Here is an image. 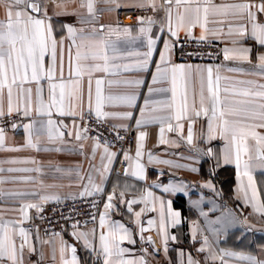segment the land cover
I'll return each instance as SVG.
<instances>
[{"label": "snow or ice", "instance_id": "6c2138e0", "mask_svg": "<svg viewBox=\"0 0 264 264\" xmlns=\"http://www.w3.org/2000/svg\"><path fill=\"white\" fill-rule=\"evenodd\" d=\"M75 3V0H71ZM105 3L114 5V9L118 10L124 5L119 3V0H104ZM55 4L57 7L61 6V0H0V9L3 10V19H0V149H3L6 142V126L8 120L13 116H18L21 120L27 119L28 123L11 122L10 127L15 130L22 127L26 133L24 144L19 148L8 149L10 151H20L23 148L34 149L37 152H60V148H49L45 145L55 140H62L67 134L73 135L72 132H66L67 125L62 122L57 124L51 117L53 109L59 116L73 117V127L75 131V139L87 140L89 137L85 135L89 128L85 124L82 131L80 126L76 125L75 120L79 116L81 120L84 119V90L81 79L84 72L87 70L99 71L108 73L111 69L123 67L125 70L130 68L129 65H120L116 63L123 59V54L120 52L118 44L105 39L100 35L105 28L109 35L116 34L117 37L121 35L131 38L132 40H139L141 37L146 38V51L129 52L127 55H134L137 57L135 69L139 72H147L153 52L155 50L157 40L163 41V51L160 52V63L156 64V73L152 75V84L168 83L170 81V88H153L149 86V94L153 92L165 93L171 91V102H163L165 107L174 110L175 120L178 122L176 127L183 128V124L179 123L181 120H189L187 142L189 144L193 141L192 123L193 116L200 118L202 115L207 118V141L211 142L217 138L224 140L223 148L217 153L213 148L197 149L204 157L207 158L205 162L212 161L209 175L214 176L216 171L227 165H234L237 170V179L240 177L241 170L243 175L248 178V187L251 188L253 199L256 197V183L253 175L255 168L264 170V82H258L254 79L240 80L237 83L245 85V87L234 90L232 92L235 99H221L220 96V77L217 75L213 79V68L208 66L206 69H200L197 66V72L207 73V97H205L204 78L200 79V106L196 107L195 101L191 107L188 103L187 94V80L188 76L185 74V69H191V65L172 64L170 68L162 67V65L171 63L172 50L179 39L180 31H186L191 35V31L195 27L201 29L199 40L207 39V34L212 36L233 37L231 39L232 47H224L221 49L224 60H236L246 62L252 65L250 70L240 68H231L229 71L241 72L242 74L260 77L264 79V0H240V2L225 3L221 0L216 3L215 0H140V2L131 5L132 8L143 10L144 8H151L153 13L162 12L163 16L159 21L155 20L153 16H138L137 24L141 25L138 28V35L133 37L131 27H125L122 30L114 28L112 25H100L99 28L93 26L90 31L84 28H77L74 25L55 20L54 17L59 16H77L79 23L92 24L96 19L95 0H80L79 7L87 9L91 19L85 21L78 12L71 13L67 11L54 12L49 15L48 7ZM147 22L148 27L143 25ZM159 23V31L165 32L167 29L168 39H163L162 36L153 37L149 35L152 31V25ZM59 25L61 33L66 32V35L58 37V30L56 25ZM119 24V21H117ZM209 25L217 26L215 29ZM225 26L227 31L225 33ZM175 38V39H172ZM65 40L70 43L65 47ZM253 41V44L245 46V42ZM145 41L141 40V45ZM73 47H75V76L77 79L73 80ZM82 49L84 51H82ZM255 52V63H253V53ZM192 55V53H186ZM67 57L69 79L64 80L65 58ZM89 62V63H82ZM179 79L184 81L183 91H180ZM59 79V83H57ZM43 81L48 82V97L45 102L43 96ZM96 94H95V118L99 122L102 119L120 118L124 120H131L133 113L131 111L124 112H107L104 111L105 103L119 102L128 108H132L137 103V94L135 92L120 95L107 96L102 93L101 86L104 84L103 79H96ZM128 85H135L139 87L144 83L143 80L125 81ZM32 85L35 86L33 89ZM59 90V91H57ZM227 92L228 89H225ZM179 97V99H178ZM207 99V104L205 100ZM88 101V115H92V88L91 79L88 82L87 90ZM150 101L145 98L144 108H141V119L135 121L139 128L148 121L144 119L146 113L145 109L149 108ZM79 109V111H78ZM156 111V109H151ZM43 117H47L44 119ZM156 119V117H153ZM113 126V130L115 131ZM124 127H127L125 125ZM63 129V130H62ZM169 130H173V126L169 124ZM164 129H160V142L164 143L163 138ZM117 139L122 140L123 137L117 132ZM145 133L140 132L137 137V146L135 153V160L127 152L123 153L125 162L129 163L128 167L124 169V175L138 178L139 180L146 179L145 165L141 163L143 156V140ZM95 143L92 149V157L95 158L96 149L100 147L99 135L93 138ZM81 152L83 151V144L80 145ZM117 157L116 152L109 151V145L105 142L104 155L101 156L102 171L95 168L94 165L90 167L94 171H99L101 176L110 170V167ZM153 157L149 154V163L152 162ZM107 163H103L104 161ZM255 161V165L254 162ZM9 163H17L12 160ZM21 163L38 164L35 159L19 161ZM162 163H170L169 161H160ZM178 167H186L180 165ZM131 169V172H129ZM57 171L60 169L57 168ZM4 169L0 168V172ZM8 172H36L41 173V167L35 168H21V169H7ZM191 171H199L192 168ZM88 185H91L95 192H102L103 188L99 185L93 184V177L89 174L87 177ZM27 183L33 180V177L20 178ZM85 177H81V180ZM4 183L0 180V184ZM88 185H85L81 197L85 195H92L88 190ZM155 187H161L156 184ZM203 187L214 189L211 180H208ZM186 185L169 183L162 186L164 193H170L173 196L185 192ZM243 191V187H241ZM5 193L0 190V196ZM8 195L23 196L24 193H8ZM152 192H147L144 201L148 197H152ZM115 192L108 195L107 202L104 208L108 211L116 208L112 203ZM121 202L123 203L124 193H120ZM160 199V198H155ZM248 195L244 192V202L247 206ZM142 201L128 200L126 208L129 213L133 212L132 205L141 203ZM172 201H167V214L165 215V202L160 200V229L164 245L165 253L168 252V241H177L176 235H170L168 231L169 225L176 227L181 223V212L173 210ZM253 209L264 217V205L257 207L252 205ZM36 208L37 211H42L37 204L23 203L18 211L22 218L16 221L5 220L0 211V264H24L25 249L31 255L35 253V247L30 244V233L23 227H19L24 220L28 219V210ZM155 211L153 206L151 209ZM145 208L135 212L136 224L140 225L139 231L143 233L148 229L141 224L140 217ZM108 212L100 214V227L103 229ZM201 215H207L201 213ZM231 217V213H229ZM95 218V217H93ZM245 221H238L236 218H218L216 223H221L223 229L226 231L229 227L236 223H246ZM148 225L154 224L153 220H148ZM77 225H73V228ZM253 229L252 225H248V231ZM196 227L192 228V239L196 238ZM216 231V230H214ZM72 235L77 241L83 242V248L88 257L95 254L96 259L103 258L102 264H113V257H123L129 251L127 248L121 247L124 241L135 244V239L132 238V233L123 223L114 221L108 225L107 234L99 236L100 248L96 249L93 241L95 239V229L92 230L93 241L89 240V234L85 232H73ZM141 240H144L141 235ZM242 237H237L241 239ZM19 241V243L17 242ZM147 243L153 244L151 237L147 238ZM208 244L207 237H204L203 245ZM66 248H70L72 253L71 260L63 259ZM264 250V246H262ZM146 253L147 249H143ZM158 251V250H154ZM199 251H204L202 246ZM61 258L63 264H81L80 258L77 256V248L74 245H68L62 241L60 248ZM181 255L183 253L181 252ZM43 259V254L40 255V260ZM239 259L246 262V264H264V259L248 254L240 255ZM39 264V261L36 262ZM83 264H88L85 259ZM92 264H95L93 260ZM115 264H134V261L119 259ZM140 264H147L144 257H140ZM188 264H195L191 256L188 257Z\"/></svg>", "mask_w": 264, "mask_h": 264}, {"label": "crops", "instance_id": "0c3cea01", "mask_svg": "<svg viewBox=\"0 0 264 264\" xmlns=\"http://www.w3.org/2000/svg\"><path fill=\"white\" fill-rule=\"evenodd\" d=\"M140 2V0H119L124 7H131V5ZM159 3V0H157ZM216 3H220L221 0H215ZM225 3L240 2V0H223ZM258 2V0H257ZM80 0H75V3L71 0H61V6L57 7L55 4H51L48 7L49 15H53L54 12L67 11L69 13L76 11L85 21L91 19L89 17L86 7H79ZM114 5L105 3L104 0H95V12L97 19L92 23H79L77 16H59L54 17L55 20L67 22L74 25L77 28H84L86 31L95 26L99 28L100 25H112L114 28L123 29L125 27H131L133 29L132 36L138 35L137 22H122L119 21L116 16V10ZM163 16L162 12L157 13L153 18L157 21ZM0 19H3V10L0 9ZM119 21V24H117ZM148 27L147 22L143 25ZM58 30V39L60 35H66V32L61 33L59 31V25H56ZM152 31L149 35L156 37L162 36L163 39H168L167 29L164 33L159 31L160 24L156 23L152 26ZM210 28L215 29L217 26L209 25ZM227 28L225 26V33ZM201 29L195 27L191 31V35H188L186 31H180L178 40H190L201 41L199 36ZM105 39L110 40L118 44L120 52L123 54V59L116 63L120 65H129L130 68L125 70L123 67L111 69L108 73L99 71H85L81 83L84 90V112L88 113V101L87 90L88 82L91 79L92 88V115L95 116V94H96V79H103L104 84L101 86L102 93L105 97L126 95L135 92L137 94V103L134 107L128 108L119 102L105 103L104 111L107 112H124L131 111L133 118L131 120H124L120 118H108L102 119L106 123L116 126L119 129L131 130L134 134V141L128 154L135 160L137 137L140 132H144L145 138L143 140V156L141 163L145 165L146 179L139 180L138 178L129 174L128 176H120L115 173L117 161L119 159V153L109 146L110 152H116L117 157L114 159L110 170L104 173L103 176L99 174L102 171L101 156L104 155L105 144L100 143V147L96 149L95 158L92 157V149L94 146V139L89 137L87 140H76L75 131L73 127V117L71 116H59L53 109L52 119L59 125L62 122L67 125L66 132H72L73 135H65L62 140H55L46 144L49 148H60V152H37L34 149L23 148L20 151H10L11 148H19L24 144L26 133L23 128H17L13 130H6V142L3 149H0V168L4 169L0 172V180L4 183L0 184V190L5 195L0 196V211H2L5 220L16 221L22 218L21 213L18 211L19 207L23 203H33L40 206L42 203L63 200L68 198H74L81 196L84 191L85 185H88L87 176L89 174L93 177V184L99 185L103 188L102 192H95L91 185H88V190L92 192V195H104V204L107 202L108 195L115 192L112 203L116 205L111 211L103 208L100 212H108L105 220V227H100V214L95 222L90 223L82 227H70L66 230L65 234L58 236H45L41 232L38 218L37 209L32 208L28 210V219L24 220L19 227H23L29 231V242L35 247V253L29 254L27 248L25 249V262L24 264H63L61 258L60 248L62 241L68 245H74L77 248V256L83 264L84 260H88V264H92L95 260V264H102L103 258L96 259L95 254L88 257L83 248V242L77 241L72 235L75 232H85L89 234V240L93 241L92 230L95 229V239L93 241L97 250L100 248L99 236L107 234L108 225H111L114 221L123 223L132 233V238L136 243L131 244L124 241L121 247L129 249L123 257H113V264L119 259L134 261V264H140V257H144L147 264H188V257L191 256L195 264H246L245 261L239 259L240 255H254L260 259H264V217H261L256 212L252 205L257 207L264 205V170L255 168L253 175L256 183V197L253 199V193L251 188L248 187V178L243 175L241 170L240 177L237 179V170L234 165H227L219 168L215 175H209L210 166L212 161L205 162L207 160L197 149H207L211 147L219 153L223 148L225 141L220 139L218 134L217 138L211 142L207 141V118L203 115L200 118L193 116L192 131L193 141L191 144L187 142L189 120H181L179 123L183 124V128L176 127L177 121L175 120V114L173 109L165 107L163 102H171V91L161 93L153 92L149 94V86L153 88H170V81L168 83L152 84V75L156 73V64L160 63V52L163 51V41L157 40L155 50L153 52L151 62L147 72H139L135 69V63L137 57L134 55H127V53L136 51H146V38L141 37L139 40H132L131 38L124 37L121 31L119 38L116 34L109 35L107 28L100 33ZM226 34L223 36H212L207 34V39L203 41H215L221 44L222 49L224 47H232L231 39ZM175 39V38H172ZM141 40L145 41L144 45H141ZM70 43L69 40H65V47ZM253 41L245 42V46L253 44ZM75 47H73V75L72 79L75 80ZM82 51H84L82 49ZM255 52L253 53V63H255ZM89 63V62H82ZM172 64H184L191 65V69H185L187 80V94L189 106L195 101L197 108L200 106V79L204 78L205 97H207V73L197 72V66L200 69H206L208 66L213 68V79L219 75L220 77V96L221 99H235L237 97L232 96L234 90H239L245 85L237 83L240 80L254 79L258 82H264V79L260 77H252L241 72L229 71L231 68H240L244 70H250L252 65L236 61V60H224L222 54V60L219 62H199V61H175L171 56V63L162 65V67L170 68ZM69 71L67 57L65 58L64 67V80L68 81ZM143 80L144 83L139 87L135 85H128L125 81ZM59 83V79L56 81ZM43 96L45 102L48 97V82L43 81ZM180 91H183L184 81L179 79ZM33 89L35 88L32 85ZM225 89H228L226 92ZM59 91V90H57ZM145 98L149 99V108L145 109V117L148 122L141 125L139 128L136 126L135 121L141 119L140 110L144 108ZM179 99V97H178ZM207 104V99L205 100ZM156 109V111H151ZM79 111V109H78ZM84 115V116H85ZM156 117V119H153ZM47 119V117H43ZM22 123H28L27 119H24ZM76 125L80 126L82 131V120L79 116L75 120ZM169 124L173 126V130H169ZM127 125V127H124ZM164 129L163 138L164 143L160 142V129ZM63 130V129H62ZM83 144V151L81 152L80 145ZM149 154L153 157L152 162L149 163ZM35 159L38 164L21 163L19 161ZM18 161L17 163H9L8 161ZM160 161H169L170 163H162ZM127 162L128 165L129 163ZM103 163H107L105 160ZM255 165V161L253 162ZM94 165L99 171H94L90 166ZM127 165V167H128ZM184 165L186 167H178ZM41 167L42 172H8L7 169H21V168H35ZM60 170L57 171L56 169ZM192 168H196L199 171L193 172ZM131 172V169H129ZM33 177L34 179L25 183L20 178ZM81 177L85 179L81 180ZM211 180L214 189L203 187V185ZM226 181L228 183H226ZM169 183L184 184L186 185L185 192L187 194H177L173 196L170 193H164L162 186ZM159 184L161 187H155ZM243 187V191H241ZM152 192V197H148L147 201L144 198L147 196V192ZM247 192L248 201L247 206L244 202V192ZM124 193L123 203L121 202L120 193ZM8 193H24L23 196L8 195ZM160 199H155V198ZM128 200L142 201L141 203L133 204V212L129 213L126 208V202ZM160 200L165 202L164 212L167 214V201L171 200L173 210L181 212V223L176 227L169 225L168 231L170 235H176L177 241H168V252L165 253L164 245L159 235L160 229ZM155 207V211L147 210ZM141 208H145L146 211L141 214L140 221L147 231L140 233V225L136 224L135 212L140 211ZM207 215H201V213ZM231 213V217L229 216ZM218 218H236L238 221H245L246 223H236L234 226L229 227L226 231L223 229L221 223H216ZM148 220H153L154 224L149 226ZM195 225L196 238L192 239V228ZM248 225H252L253 229L248 231ZM216 230V231H214ZM143 235L144 240H141ZM151 237L153 244L147 243V238ZM204 237H207L208 244L203 245ZM237 237H242L237 239ZM19 243V241H17ZM204 247V251H199L201 247ZM147 249L145 253L143 249ZM158 250V251H154ZM181 252L183 255H181ZM43 254V259L40 260V255ZM72 253L70 248H66L63 259L71 260Z\"/></svg>", "mask_w": 264, "mask_h": 264}, {"label": "built area", "instance_id": "2783aa9c", "mask_svg": "<svg viewBox=\"0 0 264 264\" xmlns=\"http://www.w3.org/2000/svg\"><path fill=\"white\" fill-rule=\"evenodd\" d=\"M116 16L122 22H137L138 16H155L151 8L126 7L116 10ZM159 13V12H158ZM221 44L215 41H190L178 40L172 50V58L175 61H199V62H219L222 60ZM186 53H192L187 55ZM8 124L6 129H10L11 122L22 123L18 116L6 118ZM88 126L89 131L86 133L89 137L95 138L99 135V142L101 144L108 143L110 147L119 153V159L116 164L115 173L120 176L124 175V169L128 163L124 161V152H129L133 141L134 134L131 130L119 129L106 123L105 121H97L94 115H85L82 120V126ZM117 132L122 140L117 139ZM105 196H79L63 200H56L42 203L39 207L42 211H37V218L41 232L45 236H58L65 234L66 230L73 225L77 227L86 226L95 222L99 216ZM95 217V218H93Z\"/></svg>", "mask_w": 264, "mask_h": 264}, {"label": "trees", "instance_id": "16d2710c", "mask_svg": "<svg viewBox=\"0 0 264 264\" xmlns=\"http://www.w3.org/2000/svg\"><path fill=\"white\" fill-rule=\"evenodd\" d=\"M226 183H228V182L226 181Z\"/></svg>", "mask_w": 264, "mask_h": 264}]
</instances>
